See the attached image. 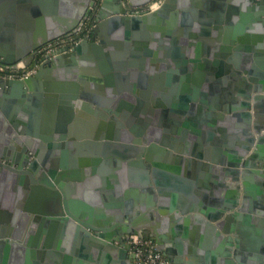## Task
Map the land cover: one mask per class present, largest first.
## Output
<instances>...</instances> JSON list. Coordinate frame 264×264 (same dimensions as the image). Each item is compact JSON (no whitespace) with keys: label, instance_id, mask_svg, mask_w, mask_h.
I'll return each mask as SVG.
<instances>
[{"label":"water","instance_id":"obj_1","mask_svg":"<svg viewBox=\"0 0 264 264\" xmlns=\"http://www.w3.org/2000/svg\"><path fill=\"white\" fill-rule=\"evenodd\" d=\"M95 1L0 0L1 60L29 64ZM39 4L57 27L47 31ZM138 4L103 0L95 38L27 78L0 76V264H135L131 234L171 261L259 264L264 0H164L128 13ZM181 171L215 180L220 195L196 193ZM101 184L117 197L86 189ZM193 227L214 250L183 252L178 235L196 242Z\"/></svg>","mask_w":264,"mask_h":264},{"label":"built area","instance_id":"obj_2","mask_svg":"<svg viewBox=\"0 0 264 264\" xmlns=\"http://www.w3.org/2000/svg\"><path fill=\"white\" fill-rule=\"evenodd\" d=\"M103 0H96L91 6V12L86 17L82 26L72 34H65L56 37L42 46L34 53L29 64L24 66H12L4 63L0 58V76L11 79H24L36 74L42 64L54 59L58 54L65 51H72L75 46L84 39L93 38V27L97 23L98 11ZM164 0H150L141 5L129 7L128 13L142 14L158 9ZM126 243L129 252L134 254L135 264H167L168 260L163 252L151 238L141 237L138 234L128 236Z\"/></svg>","mask_w":264,"mask_h":264},{"label":"crops","instance_id":"obj_3","mask_svg":"<svg viewBox=\"0 0 264 264\" xmlns=\"http://www.w3.org/2000/svg\"><path fill=\"white\" fill-rule=\"evenodd\" d=\"M135 1L137 3H140L138 5L143 4L142 0H135ZM48 9L49 8H47V10H46V9H44V7H40V4H39V15H41L43 18L46 17L45 23H47L46 24L47 31L53 29L55 26L57 27V22L54 19V15L56 14V11L54 12L53 10L50 11ZM29 16L31 18L37 19V16L33 15L31 11H29ZM5 20L6 21L8 20L7 17ZM195 134H196V139H200L201 135L198 134L197 132H195ZM70 155H71V153H69V156H68L69 159L71 158ZM116 168L117 169L115 170V173L119 179H121V177L123 175V178L128 179L130 181V179L127 177V174H125V172L123 171L124 166H118ZM127 169H129V167H127ZM187 173L184 171H181L180 175L183 177L185 176L186 178H194L195 179V183L193 184L194 185L193 189L196 193H202V192L206 191L210 195L212 193L214 195H217L216 193L219 192V191H216L215 180L207 181L203 177H201V175L199 173L196 174V178L190 174H187ZM108 178L109 177H107V182L110 179V178L109 179ZM206 183L209 185H206ZM106 184L104 186L101 184L103 186L102 188L97 186L95 188H86V189L88 192L91 189L97 190L101 194L103 201L105 202V201H108V197H110L109 196L110 193H112V195H114V198L117 197L114 192L109 191ZM163 186H167V185L165 184ZM128 187H129L128 190L130 191L129 193H131V194L133 193V194L137 195V194L141 193V191L136 190L137 184H135L134 182H131V183L129 182ZM218 195H220V192L218 193ZM78 199L86 200L85 198H82V197H78ZM205 199H206V197H203L202 200H205ZM106 208H107V206H103V209L106 210ZM192 229H194V227ZM194 236H195L196 242H192L190 237H184L183 235H178V237L181 238V249L183 250V252H198L199 253V252H207L208 250H211V251L214 250V248H215L214 244H213V246L210 245L209 239H205V237H202L199 232L195 231V229H194ZM171 239H174V241H175L174 236H171ZM173 252H177V251H173ZM172 258H173L172 261L167 258V260H168L167 264H187V263L198 264V263H200V260L198 258L193 257V256H189L187 253H184L183 255H177L176 253H172Z\"/></svg>","mask_w":264,"mask_h":264},{"label":"flooded vegetation","instance_id":"obj_4","mask_svg":"<svg viewBox=\"0 0 264 264\" xmlns=\"http://www.w3.org/2000/svg\"><path fill=\"white\" fill-rule=\"evenodd\" d=\"M93 38H95L94 37V35H93ZM150 125L149 126H153V122H151V123H149ZM149 128V127H148ZM151 128V127H150ZM42 170L43 171H47L46 170V168H44V167H42ZM263 201H264V197H263ZM263 248H264V246H263ZM262 248V249H263ZM235 247H233V250H232V252H235ZM161 251V250H160ZM162 252V251H161ZM252 253H254L256 256H257V258H258V261H259V264H264V252H252Z\"/></svg>","mask_w":264,"mask_h":264}]
</instances>
